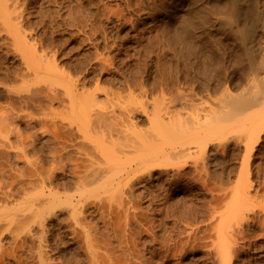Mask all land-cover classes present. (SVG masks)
I'll use <instances>...</instances> for the list:
<instances>
[{
	"label": "rangeland",
	"instance_id": "1",
	"mask_svg": "<svg viewBox=\"0 0 264 264\" xmlns=\"http://www.w3.org/2000/svg\"><path fill=\"white\" fill-rule=\"evenodd\" d=\"M212 2L0 0V264H264V109L220 118L250 102Z\"/></svg>",
	"mask_w": 264,
	"mask_h": 264
},
{
	"label": "bare ground",
	"instance_id": "2",
	"mask_svg": "<svg viewBox=\"0 0 264 264\" xmlns=\"http://www.w3.org/2000/svg\"><path fill=\"white\" fill-rule=\"evenodd\" d=\"M260 1V0H259ZM200 3H201V1H200ZM205 3H207V2H205ZM213 3V4H212ZM211 3V6L213 7V8H217V10L218 11H223L224 12V10H226V9H229V10H231V12L238 18V20L241 22V23H239V25L237 26V28L234 26V30H236V33L239 35L238 37H241V39L242 40H238L239 41V43H238V45L240 44V47H238V48H241V52L240 53H244V54H242V55H245V58L243 57V56H240V57H242V59H243V61H244V59H246L247 60V63H246V61H245V65H247V72H246V74L244 75V78H243V85H242V89H241V87H240V89L241 90H243V91H241L240 89V91L242 92V93H239L240 94V96H242L241 94H243V96L242 97H244V99L246 98V99H248V101L250 102V103H246L247 105H245L243 102L244 101H242V102H239L240 100H242L241 99V97H239V96H237L236 98H235V96H233L232 97V95H231V99H228L229 98V96H227L226 98L228 99H226L225 97H223L222 99L225 101V102H222V104H220V105H223L224 104V106L222 107V109H220L221 107H219V109H220V118L221 117H224V115H225V117L227 118L226 120L228 121V120H230V119H234L235 117H236V119L238 118L237 116L240 114V112L242 113V112H246L247 110H249L250 108H253V107H256V106H259L261 109H264V46H263V44L264 43H262V45H259L260 44V42H259V40H258V45L257 44H255L254 42L255 41H253V40H251V36L253 35V33L256 31L255 29H260V28H258L259 26V22H261L262 20H263V22H261V25L260 26H262L263 25V23H264V15L262 16L261 15V12H259V10L261 9L260 7H258L259 6V2H258V6L256 5L257 3L255 2L254 3V0H213V2ZM252 3V4H251ZM254 3V4H253ZM199 4V3H198ZM210 4H208V6H209ZM200 6H204V4L202 5H200ZM205 7H206V5H205ZM212 7H208V8H212ZM199 8V7H198ZM202 8H204V7H202ZM260 8V9H259ZM201 9V8H200ZM199 9V10H200ZM210 9H208V10H210ZM259 9V10H258ZM199 10H196V9H194V11H197V12H199ZM207 10V9H206ZM205 10V11H206ZM216 10V11H217ZM264 10V9H263ZM262 10V11H263ZM204 11V10H203ZM215 11V12H216ZM217 11V12H218ZM211 12H212V9H211ZM214 12V13H215ZM219 12V13H220ZM230 12V13H231ZM218 13V14H219ZM216 14V13H215ZM264 14V13H263ZM220 15V14H219ZM223 15V13H221V16ZM218 16V15H217ZM223 17V16H222ZM217 19H219L218 17H216ZM216 18H215V22H216ZM235 18V17H234ZM220 19H222V18H220ZM219 19V21H221ZM236 19V18H235ZM235 19H233L234 21H235ZM231 21V20H230ZM229 21V22H230ZM237 21V20H236ZM232 22V21H231ZM230 22V23H231ZM231 24H233V23H231ZM230 25V24H229ZM234 25V24H233ZM256 26H257V28H256ZM176 27V26H175ZM174 27V24H171L170 25V30H172L173 29V31L175 32V31H177L178 29L177 28H175ZM174 28H175V30H174ZM231 28H233V27H231ZM177 29V30H176ZM262 29H264V27H262ZM172 33V32H171ZM176 34H177V32H175ZM174 33V34H175ZM178 34H179V36H183L184 37V39L187 41V36H186V31L184 30V29H182L181 31H179L178 32ZM232 34H233V31H232ZM255 34V33H254ZM171 35V34H170ZM234 35V34H233ZM183 37H181V39L183 38ZM235 37H237V36H235ZM173 38V37H172ZM171 38V39H172ZM178 38V37H177ZM180 38V37H179ZM178 38V39H179ZM171 39H170V41H171ZM175 39V37L173 38V40ZM178 39H176L177 41H178ZM240 39V38H239ZM252 39H253V37H252ZM180 40V39H179ZM183 40V39H182ZM184 41V40H183ZM207 41H209V40H207ZM218 41V40H217ZM220 41V40H219ZM210 42V41H209ZM216 41L214 40V42L213 43H215ZM231 42H234V41H231ZM263 42V41H262ZM173 43H174V41H173ZM179 43H181V42H179L178 41V43L176 42V45H180ZM185 43V42H184ZM211 43V42H210ZM219 43V42H218ZM217 43V44H218ZM216 44V43H215ZM215 45V46H218V45ZM234 44H235V42H234ZM175 45V44H174ZM185 45H188V43L187 44H184V46ZM191 45V44H190ZM211 45H212V43H211ZM182 46V45H181ZM236 46V45H235ZM176 47V46H175ZM237 47V46H236ZM183 48V47H182ZM214 48V47H213ZM213 48H211V49H213ZM218 48V47H217ZM238 48L236 49V50H238ZM263 48V49H262ZM216 49V47L214 48V50ZM217 50V49H216ZM218 51H219V48H218ZM221 52V51H220ZM239 52V51H238ZM237 53V52H236ZM211 54H213V53H211ZM210 54V55H211ZM220 54V53H219ZM239 54V53H238ZM216 55H217V53H216ZM223 55V54H222ZM237 55V54H236ZM203 56V55H202ZM209 56V55H208ZM213 56H214V54H213ZM239 56V55H238ZM218 57H219V55H218ZM236 57V56H235ZM203 58V57H202ZM215 58V57H214ZM217 58V57H216ZM219 59V58H218ZM218 59H216V60H218ZM237 59H239L238 57H237ZM197 60H200V59H197ZM215 59H213V61H214ZM235 60H236V58H235ZM201 61V60H200ZM199 61V62H200ZM205 62L203 63V65L201 66V70L203 71V72H208L209 73V71H211V72H214L213 70H215V69H219V67L220 68H222L221 66H217V65H221V61H217V64L216 65H214L213 63H212V61L211 60H208V58L206 59L205 58V60H204ZM224 61V60H223ZM222 61V62H223ZM241 61V63H242V60H240ZM190 62V61H189ZM219 62V63H218ZM234 62H236L237 64H235L234 63V65L236 66V65H240V64H238L239 63V61H234ZM187 63V62H186ZM193 63L195 64V63H197V64H199L198 62H194L193 61ZM193 64V65H194ZM196 64V65H197ZM201 64V63H200ZM224 64V63H223ZM243 64V63H242ZM186 65H188V64H186ZM191 65H192V63H191ZM233 65V66H234ZM245 65H243V66H245ZM200 66V65H199ZM242 66V67H243ZM191 67V66H190ZM228 67V66H227ZM236 67H238V66H236ZM231 68H233L232 66H231ZM225 69H226V67H225ZM234 69V68H233ZM244 69V68H243ZM200 70V71H201ZM201 71V72H202ZM221 71H223V69L221 70ZM227 71V70H226ZM243 72H245V70L243 71ZM200 73V72H199ZM218 73V72H217ZM216 73V74H217ZM203 74H205V73H203ZM207 74V73H206ZM215 73H213V75H214ZM222 74V73H221ZM227 74V73H226ZM242 74H244V73H242ZM200 75V74H199ZM228 77V76H227ZM241 77H242V75H241ZM240 77V78H241ZM224 78V77H223ZM228 81H229V79H228ZM227 82V81H226ZM240 81H238V83H239ZM241 82H242V80H241ZM240 82V83H241ZM216 83V82H215ZM237 83V84H238ZM232 84V83H231ZM211 85H212V83H211ZM215 85V84H214ZM239 85H241V84H239ZM237 86V85H236ZM211 87V86H210ZM216 87V86H215ZM238 87V86H237ZM213 89H214V86H213ZM227 89V88H226ZM215 90V89H214ZM219 90V89H218ZM225 90V88L223 89V91ZM217 92V91H216ZM197 94H199V93H197ZM196 94V95H197ZM188 96V95H187ZM190 97H191V94L189 95ZM192 96H195V95H193L192 94ZM197 97V96H196ZM196 97H195V99H196ZM239 97V98H238ZM192 98H194V97H192ZM198 98V97H197ZM187 99V98H186ZM185 99V100H186ZM190 99V98H189ZM195 99H194V101H195ZM245 99V100H246ZM251 101H250V100ZM198 100V99H197ZM188 101V100H187ZM190 101V100H189ZM186 102V101H185ZM191 104V103H190ZM189 104V105H190ZM183 105V104H182ZM185 105V104H184ZM183 105V106H184ZM187 105V104H186ZM194 105H195V103H194ZM197 107V106H196ZM199 108V107H198ZM201 109H202V106L200 107ZM200 109V110H201ZM205 109V108H204ZM219 109L218 110H216V114L218 115L219 113H217V111H219ZM213 111H215L214 109H212ZM222 110V111H221ZM202 112H204V111H202ZM208 112H210V111H208ZM211 113V114H210ZM210 113H208V114H210V115H212L213 113L212 112H210ZM236 114H238L237 116H235ZM190 115H193V114H190ZM210 115H208V118H209V116ZM197 116V119H198V115H196ZM202 116V115H201ZM233 116H235V117H233ZM200 117V116H199ZM224 117V118H225ZM229 117H231V118H229ZM201 118V117H200ZM199 118V119H200ZM207 118V117H206ZM207 118V119H208ZM239 118H241V117H239ZM238 118V119H239ZM196 119V117L194 118V120ZM196 119V120H197ZM245 120H246V122H247V120H249V125L247 124V126H246V123L245 122H243V121H245V120H242V118H241V121H239V122H243L242 124H244L243 126L245 127V129H247L250 125H251V127L254 125V123H255V121H254V118H252L253 120H250V118H244ZM195 120V121H196ZM221 120H223V118L221 119ZM225 119H224V121H226ZM240 120V119H239ZM236 121V120H235ZM198 122H201L200 120H198ZM236 122H238V121H236ZM248 123V122H247ZM252 123V124H251ZM237 124H239V123H237ZM256 124V123H255ZM241 125V124H240ZM255 126V125H254ZM145 143L146 142H144V143H142V144H144L145 145ZM143 145V146H144ZM176 148V147H175ZM164 151V150H163ZM171 151V150H170ZM167 152V151H166ZM168 152H169V150H168ZM172 152V151H171ZM175 152V151H174ZM166 154H168V153H165L164 155L166 156ZM145 155V156H144ZM146 155H148V156H146ZM152 154H140L139 156H138V158L137 159H139V162L141 163V164H143V165H148V164H151L152 162H154V161H151L152 159H157V157H159L158 155L157 156H153V158L152 157H149V156H151ZM152 158V159H151ZM138 161V160H137ZM109 162V157L106 159V163H108ZM69 186V185H68ZM67 186V187H68ZM42 194L43 195H46V194H48V195H50L51 197H53V198H55L56 199V197L55 196H59V197H62V195H61V193L59 192V191H53V190H51L49 193H46L45 191L44 192H42ZM84 197H88V195L85 193V192H82L81 194H80V196H79V199H78V202H77V204L79 203V202H83L84 200ZM70 198H71V196H70ZM69 198V199H70ZM70 201L72 202L73 201V199L71 198L70 199ZM75 207H76V204H75ZM74 207V210L77 208H75ZM75 213H76V211H75Z\"/></svg>",
	"mask_w": 264,
	"mask_h": 264
}]
</instances>
